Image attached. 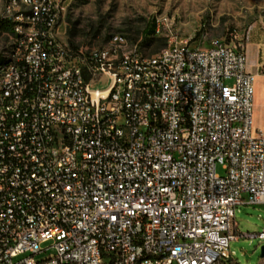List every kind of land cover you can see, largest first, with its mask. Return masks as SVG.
Listing matches in <instances>:
<instances>
[{"label": "built area", "instance_id": "obj_1", "mask_svg": "<svg viewBox=\"0 0 264 264\" xmlns=\"http://www.w3.org/2000/svg\"><path fill=\"white\" fill-rule=\"evenodd\" d=\"M66 8L48 0L26 14L6 0L1 10L13 21L2 36L20 48L11 78L0 67V264L234 259L236 210L264 209V132L244 46L191 47L169 20L156 59L116 34L113 48L73 46L60 31ZM16 13L32 17L27 32Z\"/></svg>", "mask_w": 264, "mask_h": 264}, {"label": "rangeland", "instance_id": "obj_2", "mask_svg": "<svg viewBox=\"0 0 264 264\" xmlns=\"http://www.w3.org/2000/svg\"><path fill=\"white\" fill-rule=\"evenodd\" d=\"M5 4L6 0H0V14ZM160 16L167 17L158 18L160 31L147 34L146 28L155 26V19ZM168 20L174 33L189 39L191 47H206L214 41L244 46L251 28L264 24V0H69L60 31L73 46L88 43L103 46L113 35L124 34L132 43L141 41L142 53L151 56L169 44V27L165 25ZM3 21L0 47H6L7 42L2 30L9 29ZM217 172L225 173L221 165L217 166ZM235 220L237 239L230 243L234 259L226 264H264L261 256L264 239L257 236L264 232L263 207L241 205Z\"/></svg>", "mask_w": 264, "mask_h": 264}, {"label": "bare ground", "instance_id": "obj_3", "mask_svg": "<svg viewBox=\"0 0 264 264\" xmlns=\"http://www.w3.org/2000/svg\"><path fill=\"white\" fill-rule=\"evenodd\" d=\"M61 2L62 0H51V5H58ZM13 4L15 5V9H17L20 12H26V14H35L36 9H39V11L48 10V0H13ZM2 20L6 21L5 18H2ZM6 22L9 26V29L7 30L13 29V21H6ZM160 23H161L160 20H158L157 32L160 31ZM165 25L169 27L168 24ZM15 26H18V32H27L28 26H32V17H25V13H16ZM116 36L122 38L124 45L134 44L130 42L124 34H116ZM169 39H170V29L168 28V42ZM6 47H7V53H0V67L6 66V69H2L1 71V78L12 77V71L15 70V63H8L9 55H14V49L20 48V41H11V44H9V39H7ZM167 47L168 45L154 55L151 56L147 55L148 59H156V57L161 56V54L165 53ZM106 48H113V41H108L106 43ZM105 58H114V49H105ZM81 94L82 97L91 96V88L89 84L81 85Z\"/></svg>", "mask_w": 264, "mask_h": 264}, {"label": "crops", "instance_id": "obj_4", "mask_svg": "<svg viewBox=\"0 0 264 264\" xmlns=\"http://www.w3.org/2000/svg\"><path fill=\"white\" fill-rule=\"evenodd\" d=\"M248 70L255 75L254 126L264 132V24H255L245 41Z\"/></svg>", "mask_w": 264, "mask_h": 264}, {"label": "trees", "instance_id": "obj_5", "mask_svg": "<svg viewBox=\"0 0 264 264\" xmlns=\"http://www.w3.org/2000/svg\"><path fill=\"white\" fill-rule=\"evenodd\" d=\"M2 21V20H1ZM0 21V22H1ZM4 22V21H3ZM6 23V22H5ZM2 24V23H1ZM146 32L147 34H152L154 32V25H151L149 28H146ZM146 38H148V36L146 35Z\"/></svg>", "mask_w": 264, "mask_h": 264}, {"label": "water", "instance_id": "obj_6", "mask_svg": "<svg viewBox=\"0 0 264 264\" xmlns=\"http://www.w3.org/2000/svg\"><path fill=\"white\" fill-rule=\"evenodd\" d=\"M261 256L264 257V245L261 248Z\"/></svg>", "mask_w": 264, "mask_h": 264}]
</instances>
